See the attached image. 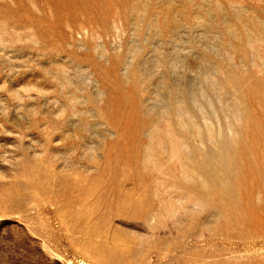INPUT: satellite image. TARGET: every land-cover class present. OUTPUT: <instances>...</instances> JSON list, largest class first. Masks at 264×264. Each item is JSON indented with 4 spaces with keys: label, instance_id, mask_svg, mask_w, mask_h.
<instances>
[{
    "label": "rangeland",
    "instance_id": "obj_1",
    "mask_svg": "<svg viewBox=\"0 0 264 264\" xmlns=\"http://www.w3.org/2000/svg\"><path fill=\"white\" fill-rule=\"evenodd\" d=\"M0 264H264V0H0Z\"/></svg>",
    "mask_w": 264,
    "mask_h": 264
}]
</instances>
